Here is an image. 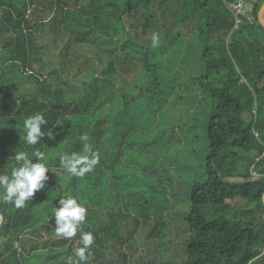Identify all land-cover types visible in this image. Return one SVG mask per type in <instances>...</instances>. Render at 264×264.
I'll return each instance as SVG.
<instances>
[{"label":"trees","instance_id":"obj_1","mask_svg":"<svg viewBox=\"0 0 264 264\" xmlns=\"http://www.w3.org/2000/svg\"><path fill=\"white\" fill-rule=\"evenodd\" d=\"M234 1L0 0V174H11L13 153L37 148L51 168L26 207L0 203V264H66L82 246L79 233L58 237L48 217L68 194L88 208L89 264H264V29L257 21L264 0L250 2L253 22L236 29L226 5ZM166 19L195 22L202 68L192 79L209 106L201 180L192 179L186 197L162 199L170 210L174 201L183 206L176 233L177 215L169 218L159 203L176 146L155 114L179 104L173 87L181 86L171 89L161 74L167 48L182 42L179 33L163 36ZM136 29L158 42L138 39ZM116 81L122 87L114 89ZM35 113L55 127V141L25 143L23 121ZM186 127L181 156L193 142ZM82 135L100 162L81 178L59 157L84 154Z\"/></svg>","mask_w":264,"mask_h":264},{"label":"rangeland","instance_id":"obj_2","mask_svg":"<svg viewBox=\"0 0 264 264\" xmlns=\"http://www.w3.org/2000/svg\"><path fill=\"white\" fill-rule=\"evenodd\" d=\"M250 4L251 3L247 4L246 7H249ZM157 12L160 15V10H157ZM161 19L163 21L165 17L163 16ZM162 21L160 20V22ZM194 25L195 22L193 21L186 22L184 24H178L175 22L171 25L170 19H166V22L163 25L164 27L161 29L163 36H166L167 38H172L174 34L179 33L182 41L179 46L176 47V45H174L175 48H167V52L164 54L162 59L163 66L161 69L162 77L166 79L167 84L171 85V89L174 88L173 96L179 101V104L173 109H168L166 107V116H162L159 111L155 114L160 127H165L168 130L173 131L174 139L172 146H176L172 148V151L174 150L172 163L165 162L166 169L170 175L165 171L163 176L164 184H168L165 185V195H163V197L159 200V203L163 205L162 208H167V215L169 218L170 214L172 215L173 212L177 215L173 224V230L175 233L179 231V221L182 216L180 212L183 210L181 209L183 206L178 203L179 201H174V207L170 210V207L168 208L167 206L168 204L162 199H164V197L167 199H173L175 197L183 198L187 196L188 193L186 190L190 186L192 179L201 180L197 176L200 173L201 167L204 165L207 148L205 137V117L208 113L209 106L204 104V101L201 100L204 98V95L199 90V86H197L192 79V77L199 75L202 68V64L198 59L201 46L197 39V32ZM136 31L137 34H139L137 37L138 39H141L140 36L143 37V40L153 38V35L149 32L144 34L139 29H136ZM165 46L166 45H164V48ZM88 50V48L84 47L81 52L90 56L91 54ZM172 55L175 57L170 60L169 58H171ZM99 70L102 71V67H99ZM173 82L177 85H181L179 89L176 90V87L172 88V84H174ZM114 85V89L122 87V84L118 81L114 82ZM171 98L172 97L169 99L171 100ZM146 102L150 110L154 108L155 103L151 102L150 99H147ZM148 118L150 120V117ZM190 122L191 125L188 126ZM153 124H155L153 126L156 128L157 123ZM183 126H187L186 128L189 127L186 137L193 140V142L186 146L184 151L185 154L181 156L176 150H182V147L185 146V144H183L184 139L178 138L180 133H182V128L180 127ZM162 135L167 137V134L165 133ZM255 178L256 177L253 176V179ZM171 219H173V217ZM168 225H170V223ZM127 230L131 229L127 228ZM175 233H172L170 238L173 243H178L180 238L179 235ZM172 245L171 251L176 254L177 250L174 248L176 245ZM261 251H264V247ZM173 258L177 259V256L174 255ZM134 261L136 262V256Z\"/></svg>","mask_w":264,"mask_h":264},{"label":"clouds","instance_id":"obj_3","mask_svg":"<svg viewBox=\"0 0 264 264\" xmlns=\"http://www.w3.org/2000/svg\"><path fill=\"white\" fill-rule=\"evenodd\" d=\"M261 12L264 13V8ZM157 42L158 36L154 34L153 43ZM48 124L45 116L40 113L26 117L23 121L25 143L35 146L44 137L55 141L57 137V132L53 131L55 127L49 128ZM42 126L45 130H42ZM79 139L85 142L84 154L63 152L59 157V162L67 173L82 178L99 164L100 155L86 143L89 139L87 135H82ZM12 157L15 166L11 168V174H0V190H2L0 191V203L12 204L16 209H22L30 203L31 198L38 191L46 188V182L50 179L47 173L51 168L46 162L45 153L38 148L31 155L27 151H17ZM51 211L52 214L48 220L52 222L54 219L55 233L58 237L71 240L79 233L82 246L74 250V254L68 257L66 264H89L95 236L91 231H85L83 227L88 208L79 201L77 196L68 194L59 198V207L54 206Z\"/></svg>","mask_w":264,"mask_h":264},{"label":"built area","instance_id":"obj_4","mask_svg":"<svg viewBox=\"0 0 264 264\" xmlns=\"http://www.w3.org/2000/svg\"><path fill=\"white\" fill-rule=\"evenodd\" d=\"M224 1V0H223ZM255 0H235L231 3H226L227 8L231 10L234 16V27L236 29L243 20L248 21L249 23L253 22V17L249 14V9L246 7L250 2ZM2 223V217L0 215V225Z\"/></svg>","mask_w":264,"mask_h":264},{"label":"water","instance_id":"obj_5","mask_svg":"<svg viewBox=\"0 0 264 264\" xmlns=\"http://www.w3.org/2000/svg\"><path fill=\"white\" fill-rule=\"evenodd\" d=\"M264 8V2L260 5L258 13H257V21L259 25L264 29V13L261 12V9ZM262 225V221L260 220V216H258V225L256 231L260 229Z\"/></svg>","mask_w":264,"mask_h":264}]
</instances>
